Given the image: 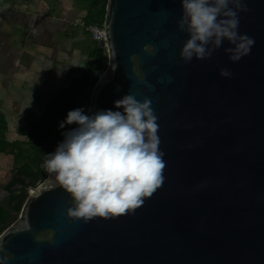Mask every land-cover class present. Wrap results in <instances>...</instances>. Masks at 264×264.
I'll return each instance as SVG.
<instances>
[{
  "label": "water",
  "instance_id": "water-1",
  "mask_svg": "<svg viewBox=\"0 0 264 264\" xmlns=\"http://www.w3.org/2000/svg\"><path fill=\"white\" fill-rule=\"evenodd\" d=\"M244 3L238 32L254 39L250 53L232 62L225 40L185 64L181 0H108L107 66L88 115L123 112L115 101L128 94L149 98L164 182L134 212L85 223L67 216L70 194L47 177L19 213L8 206L0 264H264V0Z\"/></svg>",
  "mask_w": 264,
  "mask_h": 264
},
{
  "label": "clouds",
  "instance_id": "clouds-1",
  "mask_svg": "<svg viewBox=\"0 0 264 264\" xmlns=\"http://www.w3.org/2000/svg\"><path fill=\"white\" fill-rule=\"evenodd\" d=\"M181 3L178 28L190 37L180 52L185 64L194 57L210 59L225 40L234 46L225 49L232 62L250 53L254 39L238 32L239 13L249 11L244 0ZM144 51L154 55L156 49L147 44ZM220 75L230 78L232 73L221 69ZM151 104L147 97L141 102L128 94L115 101L123 112L109 109L88 115L82 108L68 112L60 127H78L64 133V140L47 154L42 168L54 182L51 187H62L70 194L74 206L67 209L69 218L87 223L97 217L126 215L163 184L165 153L159 148L158 117Z\"/></svg>",
  "mask_w": 264,
  "mask_h": 264
},
{
  "label": "crops",
  "instance_id": "crops-1",
  "mask_svg": "<svg viewBox=\"0 0 264 264\" xmlns=\"http://www.w3.org/2000/svg\"><path fill=\"white\" fill-rule=\"evenodd\" d=\"M86 13L82 0H0V135L7 141L26 140L29 116H42L89 62L96 42L82 24ZM14 164L13 154L0 153L3 200L9 187L21 189Z\"/></svg>",
  "mask_w": 264,
  "mask_h": 264
},
{
  "label": "trees",
  "instance_id": "trees-1",
  "mask_svg": "<svg viewBox=\"0 0 264 264\" xmlns=\"http://www.w3.org/2000/svg\"><path fill=\"white\" fill-rule=\"evenodd\" d=\"M82 1L85 2L87 11L84 17L85 25H102L108 0ZM105 57V49L96 43L89 62L78 69L71 85L53 95L42 116H29L26 126L22 129L26 140L10 142L0 135V153L13 154L16 169L15 184H21L19 190L9 187V196L3 201L0 200V233L15 220L8 206L18 213L22 210L29 193L28 188L37 186L48 176L42 168L47 154L55 151L65 138V132L78 127L76 124L60 127V124L66 120L68 112L82 108L85 114H88L93 87L107 66Z\"/></svg>",
  "mask_w": 264,
  "mask_h": 264
},
{
  "label": "built area",
  "instance_id": "built-area-1",
  "mask_svg": "<svg viewBox=\"0 0 264 264\" xmlns=\"http://www.w3.org/2000/svg\"><path fill=\"white\" fill-rule=\"evenodd\" d=\"M82 24H85L83 21ZM86 29L92 35V38L95 40L96 43L101 45L105 49V53L107 55V36L104 24H92V25H85Z\"/></svg>",
  "mask_w": 264,
  "mask_h": 264
},
{
  "label": "rangeland",
  "instance_id": "rangeland-1",
  "mask_svg": "<svg viewBox=\"0 0 264 264\" xmlns=\"http://www.w3.org/2000/svg\"><path fill=\"white\" fill-rule=\"evenodd\" d=\"M105 63H106V65H107V55H106V58H105ZM50 97V96H49ZM53 97V96H52ZM51 97V98H52ZM51 100V99H50ZM3 194V193H2Z\"/></svg>",
  "mask_w": 264,
  "mask_h": 264
}]
</instances>
